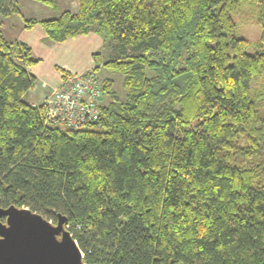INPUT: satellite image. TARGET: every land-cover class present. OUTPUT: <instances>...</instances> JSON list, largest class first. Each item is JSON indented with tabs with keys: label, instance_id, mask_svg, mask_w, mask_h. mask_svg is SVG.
Masks as SVG:
<instances>
[{
	"label": "trees",
	"instance_id": "1",
	"mask_svg": "<svg viewBox=\"0 0 264 264\" xmlns=\"http://www.w3.org/2000/svg\"><path fill=\"white\" fill-rule=\"evenodd\" d=\"M21 1L0 0V28ZM244 5L257 41L237 34ZM23 20L58 44L110 43L93 70L125 95L106 80L99 124L46 125L23 100L40 60L0 33V208L65 217L84 264H264V0H78Z\"/></svg>",
	"mask_w": 264,
	"mask_h": 264
},
{
	"label": "rangeland",
	"instance_id": "2",
	"mask_svg": "<svg viewBox=\"0 0 264 264\" xmlns=\"http://www.w3.org/2000/svg\"><path fill=\"white\" fill-rule=\"evenodd\" d=\"M56 3V9L52 10L34 1L22 0L20 3V15H12L2 19L3 26L0 28V33L4 39L9 42L17 40L29 45L32 57L40 60L36 66L30 69V72L38 78H36L37 84L35 83L36 86L34 85L32 91L39 92L40 90H45L48 97L58 87L63 76L93 71L102 83L106 80L111 81L110 91L122 98L125 92L122 89V77L120 74L110 73L102 65H100L97 72L93 70L94 64L89 67L91 61L93 63V55L98 54L102 62L114 56L110 43L103 45L100 37L90 33L87 36L70 39L64 44H58L48 40L44 32L38 27L33 30H26L24 28L25 23L23 19L40 21L57 18L64 11L77 12L78 0H56ZM255 11L256 9L253 6L244 5L239 12L233 15L234 21L237 24V34L253 41L261 38L259 25L254 15ZM61 67L70 73H61L59 70ZM60 73V79L57 84L55 83L54 87L50 89L44 84V82L51 84L54 80H57ZM104 94L105 96L101 98L103 106L111 102L110 94ZM23 100L28 102V96H25ZM49 222L52 223V221Z\"/></svg>",
	"mask_w": 264,
	"mask_h": 264
},
{
	"label": "water",
	"instance_id": "3",
	"mask_svg": "<svg viewBox=\"0 0 264 264\" xmlns=\"http://www.w3.org/2000/svg\"><path fill=\"white\" fill-rule=\"evenodd\" d=\"M65 222L60 214L53 224L28 208H0V264H84Z\"/></svg>",
	"mask_w": 264,
	"mask_h": 264
},
{
	"label": "built area",
	"instance_id": "4",
	"mask_svg": "<svg viewBox=\"0 0 264 264\" xmlns=\"http://www.w3.org/2000/svg\"><path fill=\"white\" fill-rule=\"evenodd\" d=\"M104 96L95 72L65 75L43 103L45 124L72 131L97 125Z\"/></svg>",
	"mask_w": 264,
	"mask_h": 264
},
{
	"label": "crops",
	"instance_id": "5",
	"mask_svg": "<svg viewBox=\"0 0 264 264\" xmlns=\"http://www.w3.org/2000/svg\"><path fill=\"white\" fill-rule=\"evenodd\" d=\"M91 65H93V63H92V61H91V63H90V66L89 67H91ZM58 67V66H57ZM61 70H64L66 73H70L69 71H67L65 68H60ZM80 72H83V71H80ZM79 73V72H78ZM60 76H61V73H60V75H59V78L57 79V80H54L51 84H49V83H47V82H44V84L46 85V86H48L50 89L52 88V87H54L55 86V83L57 84L58 83V81H59V79H60ZM37 78V77H36ZM38 79V78H37ZM36 79V80H37ZM36 84H37V82H36ZM36 86V85H35ZM41 91V90H40ZM33 92L32 90H30L27 94H26V96H28V104H30L32 107H36V106H40V105H42L43 103H44V101H45V99H46V97H47V93H46V91L44 90H42L41 92ZM29 94H31V95H29Z\"/></svg>",
	"mask_w": 264,
	"mask_h": 264
},
{
	"label": "snow or ice",
	"instance_id": "6",
	"mask_svg": "<svg viewBox=\"0 0 264 264\" xmlns=\"http://www.w3.org/2000/svg\"><path fill=\"white\" fill-rule=\"evenodd\" d=\"M44 227L46 228L47 226H44ZM48 231H49V232H51V230H50V229H49ZM53 235H54V234H53Z\"/></svg>",
	"mask_w": 264,
	"mask_h": 264
},
{
	"label": "flooded vegetation",
	"instance_id": "7",
	"mask_svg": "<svg viewBox=\"0 0 264 264\" xmlns=\"http://www.w3.org/2000/svg\"><path fill=\"white\" fill-rule=\"evenodd\" d=\"M1 221L4 222L5 220L2 218Z\"/></svg>",
	"mask_w": 264,
	"mask_h": 264
}]
</instances>
